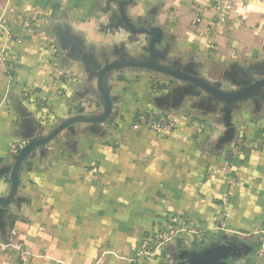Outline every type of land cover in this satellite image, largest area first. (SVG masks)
<instances>
[{"label": "crops", "instance_id": "0c3cea01", "mask_svg": "<svg viewBox=\"0 0 264 264\" xmlns=\"http://www.w3.org/2000/svg\"><path fill=\"white\" fill-rule=\"evenodd\" d=\"M231 1L217 23L210 0H0V49L14 64L12 81L0 70V200L10 191L11 145L101 115L99 70L150 62L144 30L161 31L157 65L222 93L263 79L264 0ZM104 88L107 121L75 123L23 161L14 201L0 206V264H128L133 249L169 229L180 231L134 264H188L220 242L232 248L230 264H254L264 232V91L226 105L134 67L108 73ZM145 115L177 128L149 130ZM230 190L224 218L220 199Z\"/></svg>", "mask_w": 264, "mask_h": 264}, {"label": "water", "instance_id": "95a60500", "mask_svg": "<svg viewBox=\"0 0 264 264\" xmlns=\"http://www.w3.org/2000/svg\"><path fill=\"white\" fill-rule=\"evenodd\" d=\"M121 23L123 25L128 26L132 31H134L131 23L128 22L127 18L124 15H122ZM144 32L149 33L152 36L151 42L149 44V49L152 55L151 61L147 63H139V62L120 60L114 63H110L105 67L101 68L97 74V88L104 103V108L101 115L95 117L76 116L69 118L63 123L54 127L50 131V133H48L46 136H41L36 140H32L26 143V146L23 149H21L17 155L14 156L15 157L14 163L10 171V177H9L10 191L6 198L0 200L1 207H7L14 201L19 185V179H18L19 170L21 168L23 161L26 159L28 155H30V153L34 149L47 144L48 142L53 140L61 131L65 130L66 128L70 127L75 123L100 124L108 120L112 112L113 102L110 96L108 95L106 89L104 88V78L108 73L112 71H116L126 67L153 70L171 76L175 79L190 83L193 86L209 93L215 99L226 105L243 101L248 97L254 95L256 92L264 91V78L258 79L254 82H248L247 80H242V83L244 85V88L242 90L234 94H225L219 91L217 88L209 84H206L192 76L159 66L156 64V59L158 58V55L154 49V44L160 42L161 31L160 29H150L149 31L144 30ZM231 255H232V248L228 246L225 242H220L217 245L213 246L212 248L201 253V255L190 259L188 264H230L229 258Z\"/></svg>", "mask_w": 264, "mask_h": 264}, {"label": "built area", "instance_id": "2783aa9c", "mask_svg": "<svg viewBox=\"0 0 264 264\" xmlns=\"http://www.w3.org/2000/svg\"><path fill=\"white\" fill-rule=\"evenodd\" d=\"M210 8L215 13V19L217 23H223L227 20L228 15L230 12L233 11L234 4L231 0H210ZM247 10L248 6L247 4H243L240 6L239 10L236 13V18L240 23H244L247 20ZM200 21L199 14L195 15L194 20L192 21L193 24H197ZM5 24L4 20L0 21V26L3 27ZM12 35L10 33H7V41L12 40ZM17 42H19V39H15ZM48 45L51 48H54L55 45L53 43V40L48 37L47 39ZM0 70H2L9 81H12L13 79V71H14V64L11 61H8L5 58V53L3 49H0ZM144 125L149 129L153 131H164V132H172L175 131L177 128V124L173 121H170L169 119L165 117H157L154 115H145L144 116ZM134 128H138L139 124H135L133 126ZM26 146L25 142L15 143L11 145L10 147V154L13 156L17 155L21 149H23ZM229 164L226 163L224 167V172L227 174H230L229 172ZM96 169L92 168L89 169L88 174L94 173ZM230 182H233V179L230 178ZM233 196V192L230 190L223 198L220 199L221 206L223 208V214L222 216L225 218L227 217L226 214V208L229 205V200ZM180 231V229H169L167 232H164L160 235V237H157L155 244L153 245L151 241L144 240L142 245L139 248L133 249V256L128 259V264H134L136 263L137 259L139 257H149L154 258L158 255V253L161 251L162 247L168 243L169 241L173 240L177 233ZM253 263L254 264H264V232L263 237L261 239V244L259 248L254 252L253 255Z\"/></svg>", "mask_w": 264, "mask_h": 264}]
</instances>
